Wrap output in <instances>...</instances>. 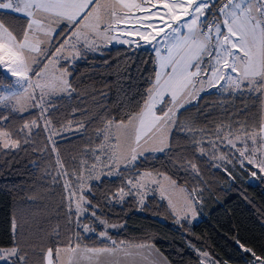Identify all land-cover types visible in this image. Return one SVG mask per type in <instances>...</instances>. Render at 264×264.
<instances>
[{
    "label": "snow or ice",
    "instance_id": "snow-or-ice-1",
    "mask_svg": "<svg viewBox=\"0 0 264 264\" xmlns=\"http://www.w3.org/2000/svg\"><path fill=\"white\" fill-rule=\"evenodd\" d=\"M9 14H19L26 24L17 32L0 20V70L14 78L0 86V150L20 148L21 134L23 142L28 143L34 130H49L48 106H54L52 98L58 94H71L69 68L87 51H98L100 43L111 41L151 46L154 68L147 87L125 115L106 120L103 142L94 155L97 161L106 157L105 167L110 171H119L123 164L126 171L134 173L127 181L129 190L119 189V200L137 195L143 206L144 196L151 190L167 201L178 222L195 218L199 194L188 192L170 175L137 171V162L146 153L169 148L174 130L191 131L178 117L201 92L217 88L229 94L264 97V0H0V15ZM29 107L40 110L42 125L33 120L15 133L5 130L3 121L9 119L8 113H20ZM217 138L235 152L233 156L213 153V159L231 164L234 157L252 176L264 173V123L258 131L245 128L233 134L229 129L222 138L218 131ZM209 143L216 149L214 141ZM197 146L204 155L203 145ZM56 165L57 174L66 178L67 215L78 229L77 239L48 247L40 254L41 264H62V252L68 264H117V255H133L108 234L107 227L116 225H107L97 214L86 195L91 187L86 184L84 171L69 173L59 155ZM82 167L86 169L87 165ZM92 167L95 169L96 164ZM188 168L199 175L195 163L189 162L185 171ZM225 171L231 175L229 169ZM149 185L154 187L150 189ZM89 217L95 219L90 221ZM96 221L106 225L105 229L97 231L93 226ZM81 232L85 236L96 233L94 238L101 241V246L82 247ZM13 233V244L0 247V264H28V253L16 239L15 222ZM237 243L251 254L252 264H264V256ZM136 248L143 250L145 264H167L151 245L138 244ZM195 251L198 264H217L207 251Z\"/></svg>",
    "mask_w": 264,
    "mask_h": 264
},
{
    "label": "trees",
    "instance_id": "trees-1",
    "mask_svg": "<svg viewBox=\"0 0 264 264\" xmlns=\"http://www.w3.org/2000/svg\"><path fill=\"white\" fill-rule=\"evenodd\" d=\"M0 20L5 24L16 22L15 28L8 25L17 32L26 24L25 18L15 14L0 15ZM153 68L151 49L125 45L87 52L72 63L69 79L73 90L70 95L53 97L55 104L48 106V112L52 128L78 127V132L56 138L55 152L43 127L34 130L28 143L23 142L21 134L20 148L0 150V247L13 244L14 222L16 239L28 253V264H41L40 254L48 247L76 241L78 229L67 215V193L55 177L56 157L59 155L69 173L81 160H90L87 154L99 143L98 132L106 120L120 119L134 106ZM9 79L0 70V86H6ZM186 108L178 119L191 131L174 130L170 147L140 158L137 171L170 175L194 195L199 194L198 222H177L165 202L155 195L148 196L138 209L134 195L118 200L119 189L127 191V181L134 175L125 169H120L118 176L92 182L86 195L101 219L121 225L119 230L108 232L121 246L149 244L168 264H198L193 248L207 251L217 264H252L251 254L244 252L237 241L264 256V180L251 184L250 172L243 170L234 157L231 164L220 161L222 166L215 167V160L199 153L197 142L200 138L214 139L219 128L223 134L229 129L233 134L245 128L258 131L263 98L209 89ZM3 111L8 113L7 108ZM8 115L4 128L13 133L26 122L36 120L42 125L43 121L36 108ZM217 152L216 156L226 154L219 146ZM189 162L196 164L199 175L190 168L185 171ZM94 219L89 217L90 221ZM97 223L93 224L97 231L103 230ZM95 236L81 232V245L101 246ZM104 244L110 245V241Z\"/></svg>",
    "mask_w": 264,
    "mask_h": 264
},
{
    "label": "rangeland",
    "instance_id": "rangeland-1",
    "mask_svg": "<svg viewBox=\"0 0 264 264\" xmlns=\"http://www.w3.org/2000/svg\"><path fill=\"white\" fill-rule=\"evenodd\" d=\"M141 44H143V41H141L140 42ZM117 45H125V44H120V43H118V42H116V41H111V42H108V43H100V45H99V49L100 48H109V47H112V46H117ZM125 46H130V47H132V48H136V49H139V48H149V49H151L153 52H154V50H153V48L151 47V46H144V47H137L136 45H125ZM99 51V50H98ZM87 52H92V53H95V52H97V51H87ZM79 59V58H78ZM78 59H76V60H78ZM75 60V61H76ZM75 61H73V62H75ZM72 62V63H73ZM61 63L63 64V63H65V61H61ZM2 71V70H1ZM3 73H4V71H2ZM5 74V73H4ZM11 79H14V78H11ZM210 89H212V90H215V91H218V92H226V91H220V90H218L217 88H210ZM207 90H209V89H207ZM206 90V91H207ZM206 91H204V92H206ZM201 93H203V92H201ZM200 93V94H201ZM65 95H68V93H62V94H58L57 96H65ZM57 96H55V97H57ZM263 98V109H262V123H264V97H262ZM45 100H48V97H45ZM195 101V100H194ZM193 101V102H194ZM189 105V104H188ZM187 106V105H186ZM32 108L31 107H29L26 111H23V112H20L19 114H24V113H26L27 111H29V110H31ZM39 110V109H38ZM40 111V110H39ZM17 113V112H16ZM42 124H43V121H42ZM43 130H44V128H43ZM78 130H79V128L78 127H69V126H67V127H61V128H59V129H54V128H52V127H50L49 128V130L48 131H45V133H46V135H47V137H48V141H49V143L51 144V146H53V143H52V141H55V139L56 138H58V137H60V136H64V135H68V134H75V133H77L78 132ZM102 130H103V128L98 132V135H99V137H100V141H99V143L87 154V157H89L90 158V160L89 159H86V160H81L80 161V164L78 165V168L74 171V172H72V173H79V172H81V171H84V173H85V179H86V184L87 185H89L90 186V184L92 183V182H95V181H99V179L100 178H102V177H115V176H118V174H119V171H117V169L116 168H113V169H111V171L107 168V167H105V163H106V157H104V156H101V158H100V160L99 161H97L96 160V157H95V155H94V152L98 149V147H99V145L103 142L102 141V139H101V133H102ZM218 131H219V135H220V137L222 138L224 135H226V134H223L222 133V129L221 128H219L218 129ZM218 134V133H217ZM50 136H51V139H50ZM209 141H214L215 143H216V145H217V147L219 146L220 148H224V150H226V154L229 156V155H231V156H233V153L235 152V150L234 149H230L229 147H226V144H227V142L226 141H224L223 143H221V139H218L217 138V135L214 137V139L213 138H208V139H202V138H200L199 140H198V142H197V144L198 143H201L202 145H203V147H204V149H206L205 150V154H204V156H206V157H208V158H211V159H213V153H218L217 152V147H216V149H213L212 147H211V145H210V143H209ZM169 142V141H168ZM199 148V147H198ZM216 151V152H215ZM157 153H161V152H149V153H146L145 155H147V154H157ZM199 153H200V151H199ZM201 154V153H200ZM238 155V154H237ZM142 158V157H141ZM235 159V158H234ZM140 160V159H139ZM138 160V161H139ZM213 160H215V164H216V162H219L220 163V161L219 160H217V159H213ZM236 160V162L238 163V165H240V163H239V161L237 160V159H235ZM96 164V167H95V169H93V167H92V165L93 164ZM246 163V162H245ZM84 164H86L87 165V168L85 169V168H83L82 167V165H84ZM246 167H247V165H246ZM251 167V166H250ZM120 169H124V167H123V164H121L120 165V167H119V170ZM243 170H245L246 172H247V170L245 169V168H242ZM254 171H257L258 172V169H253ZM58 171H59V169H58ZM58 173V172H57ZM89 173H90V175H89ZM153 175L155 176V175H158V174H154L153 173ZM57 179V181L59 182V181H62V183L64 184L65 183V179L66 178H64V177H62V176H59L58 174H56V176H55ZM58 178L60 179V180H58ZM131 179V178H130ZM259 179H263L264 180V173H258V175L257 176H250V178H249V182L251 183V184H254L257 180H259ZM72 180H73V182L75 181V176L73 175L72 176ZM127 185H128V183H127ZM129 185H128V190H129ZM154 186H152V185H149V188L151 189V188H153ZM127 190V191H128ZM126 191V192H127ZM188 192H191V191H189L188 190ZM152 195H155V196H157L159 199H160V197H159V194H158V192H153V191H149L145 196H144V202H145V199L148 197V196H152ZM135 196V198L137 199V205H136V209H138V207H141V205L138 203V201H139V197L137 196V195H134ZM127 197V195L124 197V199ZM118 199V198H117ZM119 200V199H118ZM164 202H165V204H166V207H167V209L170 211V209H169V207H168V204H167V201L166 200H163ZM68 202V201H67ZM171 212V211H170ZM171 214H172V212H171ZM173 215V214H172ZM173 217L175 218V220L177 221V217L175 216V215H173ZM201 219V216L199 215V212H198V210H197V205H196V215H195V218H190V219H188V220H180L179 222H181V221H188V222H190V223H196V222H198L199 220ZM178 222V221H177ZM98 225H102V224H100L99 222L97 223ZM107 225H116V227H107V232H115V231H117V230H119L120 228H121V225L120 224H107ZM103 227V229H105V227H106V225H102ZM149 245V244H148ZM83 247V246H82ZM121 247H123V248H126V249H128L129 251H131L132 253H133V255H131V256H125V255H123V254H119V255H117L114 259H115V261L117 262V264H145V262H144V260H143V250H139V249H137L136 248V245H131V246H128V245H124V246H121ZM152 248L154 249V252L156 253V254H158L162 259H164L165 260V258L163 257V255H161L153 246H152ZM193 251H195V248H193ZM196 252V251H195ZM137 253H139V254H137ZM196 255H197V253H196ZM61 258H62V264H68V257L62 252L61 253ZM85 264H87V262L85 261ZM168 264V263H167Z\"/></svg>",
    "mask_w": 264,
    "mask_h": 264
},
{
    "label": "crops",
    "instance_id": "crops-1",
    "mask_svg": "<svg viewBox=\"0 0 264 264\" xmlns=\"http://www.w3.org/2000/svg\"><path fill=\"white\" fill-rule=\"evenodd\" d=\"M15 15L20 16L19 14H15ZM14 23H16V22H13L12 20L8 21V24H11L10 27H11V26L14 27V25H13ZM8 24H6V25L9 26ZM14 28H15V27H14ZM102 49H105V48H100L99 50H102Z\"/></svg>",
    "mask_w": 264,
    "mask_h": 264
},
{
    "label": "built area",
    "instance_id": "built-area-1",
    "mask_svg": "<svg viewBox=\"0 0 264 264\" xmlns=\"http://www.w3.org/2000/svg\"><path fill=\"white\" fill-rule=\"evenodd\" d=\"M219 5H217V7H218Z\"/></svg>",
    "mask_w": 264,
    "mask_h": 264
}]
</instances>
